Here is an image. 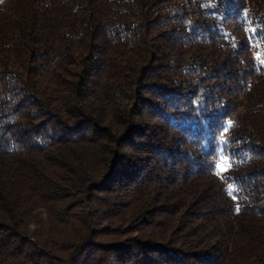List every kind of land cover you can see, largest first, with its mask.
I'll return each instance as SVG.
<instances>
[{"label": "trees", "instance_id": "16d2710c", "mask_svg": "<svg viewBox=\"0 0 264 264\" xmlns=\"http://www.w3.org/2000/svg\"><path fill=\"white\" fill-rule=\"evenodd\" d=\"M0 264H264V0H0Z\"/></svg>", "mask_w": 264, "mask_h": 264}, {"label": "snow or ice", "instance_id": "6c2138e0", "mask_svg": "<svg viewBox=\"0 0 264 264\" xmlns=\"http://www.w3.org/2000/svg\"><path fill=\"white\" fill-rule=\"evenodd\" d=\"M229 195H232L231 191L229 192ZM233 198H235V197H233ZM237 210H238V209H237Z\"/></svg>", "mask_w": 264, "mask_h": 264}]
</instances>
